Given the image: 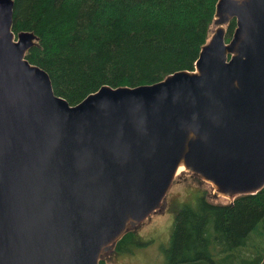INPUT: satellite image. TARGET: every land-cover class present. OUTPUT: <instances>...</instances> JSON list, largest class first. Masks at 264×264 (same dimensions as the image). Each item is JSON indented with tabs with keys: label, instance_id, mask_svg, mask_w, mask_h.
Listing matches in <instances>:
<instances>
[{
	"label": "water",
	"instance_id": "water-1",
	"mask_svg": "<svg viewBox=\"0 0 264 264\" xmlns=\"http://www.w3.org/2000/svg\"><path fill=\"white\" fill-rule=\"evenodd\" d=\"M0 0V264H99L180 165L232 201L264 187V0H217L192 69L70 104ZM235 20L230 37L226 24Z\"/></svg>",
	"mask_w": 264,
	"mask_h": 264
},
{
	"label": "trees",
	"instance_id": "trees-1",
	"mask_svg": "<svg viewBox=\"0 0 264 264\" xmlns=\"http://www.w3.org/2000/svg\"><path fill=\"white\" fill-rule=\"evenodd\" d=\"M216 1L14 0L12 28L37 34L38 44L25 57L48 72L55 93L74 104L102 84L152 83L175 70L192 69L210 36ZM234 28L231 19L227 37ZM261 229L264 187L227 203L202 195L176 212L167 264H198L224 243L243 245ZM132 244L128 231L113 250H130Z\"/></svg>",
	"mask_w": 264,
	"mask_h": 264
},
{
	"label": "rangeland",
	"instance_id": "rangeland-1",
	"mask_svg": "<svg viewBox=\"0 0 264 264\" xmlns=\"http://www.w3.org/2000/svg\"><path fill=\"white\" fill-rule=\"evenodd\" d=\"M213 27L212 25L211 29ZM202 195L211 202L230 201L224 195L216 194L213 185L198 175L187 170L177 172L165 195L164 210L150 214L132 229L135 234L132 239L136 241H133L130 250L112 249L103 254L101 258L104 259V264H167L165 249L169 245L176 212L182 203L189 202L194 205ZM249 248L251 252L244 254ZM259 257V264H264L263 229L261 232L253 231L243 245L234 247L224 243L221 251L219 247L216 254L212 251L207 260L198 264H248Z\"/></svg>",
	"mask_w": 264,
	"mask_h": 264
},
{
	"label": "bare ground",
	"instance_id": "bare-ground-1",
	"mask_svg": "<svg viewBox=\"0 0 264 264\" xmlns=\"http://www.w3.org/2000/svg\"><path fill=\"white\" fill-rule=\"evenodd\" d=\"M182 170H184V168H183L182 165H180V166L178 167V169H177V172H180V171H182Z\"/></svg>",
	"mask_w": 264,
	"mask_h": 264
},
{
	"label": "flooded vegetation",
	"instance_id": "flooded-vegetation-1",
	"mask_svg": "<svg viewBox=\"0 0 264 264\" xmlns=\"http://www.w3.org/2000/svg\"><path fill=\"white\" fill-rule=\"evenodd\" d=\"M131 232H132V235H133V234H134V233H133V230H132ZM134 235H135V234H134ZM133 241H136V240L133 239Z\"/></svg>",
	"mask_w": 264,
	"mask_h": 264
}]
</instances>
